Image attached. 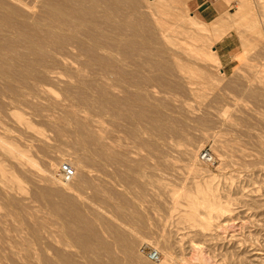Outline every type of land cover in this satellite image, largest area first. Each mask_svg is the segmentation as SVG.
Instances as JSON below:
<instances>
[{
	"label": "rangeland",
	"instance_id": "rangeland-1",
	"mask_svg": "<svg viewBox=\"0 0 264 264\" xmlns=\"http://www.w3.org/2000/svg\"><path fill=\"white\" fill-rule=\"evenodd\" d=\"M3 1L8 0H0V15L9 9ZM47 1L16 0L20 19L28 23L40 15L46 31L11 33L0 21V53L9 58L0 57V136L27 149L38 163L23 165L0 145L7 170L0 173V264H159L143 247L161 251L166 241L174 264H264V1H250L258 34L238 26L214 43L221 73L154 37L149 0L128 4L132 20H139L125 38L112 39L119 49L105 57L107 65L68 67L59 61L57 41L48 39L53 18L44 8ZM182 1L209 24L220 16L233 23L241 4ZM179 21L175 42L194 38L207 45L199 30L185 18ZM92 133L105 147L85 145ZM204 149L212 151L214 162L195 161ZM64 162L77 166L70 187L61 181ZM196 162L203 172L191 168ZM206 165L231 208L209 229L182 216L197 182L210 175ZM126 238L134 241L131 257Z\"/></svg>",
	"mask_w": 264,
	"mask_h": 264
},
{
	"label": "bare ground",
	"instance_id": "bare-ground-1",
	"mask_svg": "<svg viewBox=\"0 0 264 264\" xmlns=\"http://www.w3.org/2000/svg\"><path fill=\"white\" fill-rule=\"evenodd\" d=\"M47 1V0H46ZM131 0H48L46 2V6L48 7L49 16L53 18L51 22H46L47 26L51 28V32H47L49 41L55 42L57 41V54L59 61L64 64L68 65V67H78L76 69H79V67H84L87 69L91 67H96L104 65L106 62L104 61L105 57L107 58L108 55H111L112 52L117 51L119 49V45H113L114 38L121 39L124 36H126L129 31V26H135V21L132 20L131 12H127V6L130 4ZM232 1V0H230ZM251 0H241V4L237 12L234 14L235 20L233 23H228L224 17H218L212 24H209L207 21H204L196 14H192L188 12V9L182 0H149L146 3V7L150 8L149 11V17L152 21V31L154 37H159L163 41H167L169 44L170 42L183 48V51H185L184 55H192L201 58V60L210 62L215 65L217 68V71L221 73V60L219 58V55L214 49L215 42L223 37V35L226 33V31L229 28H235L238 26H245L248 28V30H252L254 33L257 32L258 34V20L256 19L255 12H253L252 7L250 5ZM264 1V0H263ZM25 2V1H24ZM133 2V1H132ZM228 2V1H227ZM4 5H6L9 9L7 12H4L5 14L0 15V21H4L7 25V30L11 33H24L26 32L27 28L36 27L37 30L44 29L45 26H42L43 20L39 19L38 16L35 19H32L28 23H24L20 18L23 16L19 12L17 7H19V4H17L16 0H8L1 2ZM23 3V2H22ZM45 3V2H44ZM229 3V2H228ZM135 2L132 3L134 5ZM44 5V4H43ZM136 4L134 7H138ZM155 5L153 8L152 6ZM23 7V6H22ZM20 7V8H22ZM130 7V6H129ZM141 8V7H140ZM24 9V8H23ZM32 9V8H31ZM135 9V8H133ZM137 9V8H136ZM33 10V9H32ZM43 10V9H42ZM46 10V9H45ZM139 10V9H138ZM29 11V10H28ZM141 11V10H140ZM182 11H185L182 13ZM228 10H226L227 12ZM255 11V10H254ZM21 12H25V10H22ZM33 12V11H32ZM44 12V11H43ZM47 14V13H45ZM224 14V13H223ZM226 14V13H225ZM136 15V14H135ZM46 16V15H45ZM44 16V17H45ZM48 16V15H47ZM46 16V17H47ZM134 16V15H133ZM27 17V16H26ZM36 17V16H35ZM49 17V18H50ZM132 17V18H131ZM137 17V16H136ZM46 18V19H49ZM168 18L173 19V21H169ZM185 18V22L191 24L193 27H195L197 30H199L207 39V45L199 44L196 39L193 38L191 41L181 40L180 41H174L173 33L174 32H182V27L180 23V19ZM17 19V20H16ZM23 19V18H22ZM139 20V19H138ZM144 20V19H143ZM18 21V22H17ZM48 21V20H47ZM133 21V22H132ZM135 23V24H134ZM150 23V22H149ZM41 25V26H40ZM138 25V24H137ZM1 26V25H0ZM5 27V26H3ZM48 28V27H47ZM180 31H179V29ZM34 29V30H36ZM132 31L133 28L131 27ZM39 30V32H40ZM46 31V28L44 29ZM261 30V29H259ZM4 31V30H2ZM43 31V30H42ZM37 32V33H39ZM180 32V33H181ZM59 33V39L56 40V34ZM132 33V32H131ZM139 33V32H138ZM142 33V32H141ZM140 33V35H141ZM7 34V33H6ZM35 34V33H34ZM144 34V33H143ZM8 35V34H7ZM33 35V34H32ZM129 35V34H128ZM133 35V34H132ZM130 34V36H132ZM145 35V34H144ZM177 35V34H175ZM174 35V37H175ZM135 36V35H134ZM139 36V35H137ZM29 37V36H28ZM245 37V36H244ZM125 38V37H124ZM128 38V37H127ZM131 37L130 39H132ZM191 38V37H190ZM6 39V38H5ZM156 39V38H155ZM180 40V38H178ZM182 39V38H181ZM29 40V39H28ZM36 38L34 37L30 42L35 43L34 41ZM150 40V39H149ZM252 40V39H251ZM116 41V40H114ZM120 41V40H119ZM122 41V40H121ZM127 42L129 40H126ZM132 41V40H131ZM51 42V43H52ZM152 42V39H151ZM158 43V41H155ZM161 42V41H160ZM254 42V41H253ZM252 42V43H253ZM115 43V42H114ZM119 43V42H118ZM215 43V44H214ZM243 43V42H242ZM27 44V43H26ZM126 44V43H125ZM133 44V43H131ZM165 44V43H164ZM244 44V43H243ZM28 45V44H27ZM172 45V44H171ZM247 46L250 44L247 43ZM33 46V44H32ZM40 49L43 50L42 45H37ZM51 46V45H50ZM27 47V46H26ZM131 47V45H130ZM243 47H245L243 45ZM247 48V47H246ZM10 49V48H9ZM135 49V48H134ZM140 49V48H138ZM49 50V49H48ZM3 50H0V52ZM14 51V50H13ZM121 51V50H119ZM118 51V52H119ZM137 51V50H136ZM177 51V50H176ZM182 51V50H181ZM250 51V50H249ZM132 52V51H131ZM130 52V53H131ZM135 52V51H134ZM138 52H140L138 50ZM178 52H180L178 50ZM5 53V52H4ZM3 52L0 53V57L4 58L7 57ZM9 53V52H8ZM16 53V52H15ZM14 53V54H15ZM110 53V54H109ZM122 53V52H121ZM127 53V52H126ZM137 53V52H136ZM184 53V52H182ZM187 53V54H186ZM243 53V52H242ZM14 54H10V57H12ZM116 54V53H115ZM132 54V53H131ZM181 54V53H180ZM177 54V55H180ZM120 55V52H119ZM122 55V54H121ZM120 55V56H121ZM138 55V53H137ZM142 55V54H141ZM232 55V54H231ZM241 55V53H240ZM115 56V55H114ZM131 56V55H130ZM175 56V55H174ZM190 56V55H189ZM237 56V55H236ZM109 57V56H108ZM124 57V56H123ZM122 57L121 60H124ZM133 57V56H132ZM179 57V56H178ZM196 57H193L194 59ZM235 57V56H233ZM249 58V56L247 55ZM54 58V57H53ZM113 59V55L111 57ZM120 58V57H119ZM135 58V57H134ZM197 58V59H198ZM7 59H9L7 57ZM109 59V58H108ZM111 59V60H112ZM126 59V55H125ZM243 59V58H242ZM56 60V59H55ZM107 60V59H105ZM115 60V58H114ZM119 60V59H118ZM116 60V62L118 61ZM128 60V59H127ZM132 60V58H131ZM137 60V56L136 59ZM178 61L180 59H177ZM182 60V56H181ZM125 61V60H124ZM5 62V61H4ZM42 60H38L36 65H40ZM115 62V61H114ZM126 62V61H125ZM124 62V63H125ZM132 62V61H131ZM247 62V61H246ZM109 63V62H108ZM106 63V65L108 64ZM110 63H113V61ZM118 63V62H117ZM139 63V62H138ZM148 63V62H146ZM245 63V62H244ZM8 64V63H6ZM30 64V63H29ZM96 64V65H95ZM100 64V65H99ZM184 64V63H183ZM3 65V64H2ZM31 65V64H30ZM95 65V66H94ZM132 67L134 64H131ZM148 65V64H147ZM179 65V63H178ZM223 65V64H222ZM110 65H108L109 67ZM117 66V65H116ZM126 66V65H125ZM136 66V65H135ZM145 66V65H144ZM6 67V66H5ZM9 67V66H8ZM122 67V66H121ZM131 67V66H130ZM131 67V68H132ZM138 67V66H137ZM136 67V68H137ZM180 67H182L180 65ZM98 68V67H97ZM104 68V66H103ZM101 67V69H103ZM117 68L120 69L118 66ZM135 68V67H133ZM139 68V67H138ZM75 69V68H74ZM105 69V68H104ZM103 69V71H105ZM113 69V68H112ZM123 69V68H122ZM125 69V68H124ZM141 69V68H140ZM183 69V68H182ZM185 69V68H184ZM49 70V69H48ZM81 70V69H80ZM83 70V69H82ZM110 70V69H109ZM108 70V71H109ZM129 70V69H128ZM127 70V71H128ZM133 70V69H132ZM187 71V70H186ZM107 72V70H106ZM181 72V71H180ZM192 72V71H191ZM105 73V72H104ZM111 73V72H110ZM189 73V72H188ZM193 73V72H192ZM113 74V73H112ZM180 74V73H179ZM189 75V74H188ZM192 75V74H191ZM190 75V76H191ZM189 76V77H190ZM192 77V76H191ZM190 77V78H191ZM94 78V77H93ZM189 78V80H190ZM11 80V77H10ZM28 81V80H27ZM42 81V80H41ZM90 82V81H89ZM131 82V81H130ZM135 83V82H134ZM194 82H192L193 84ZM195 84V83H194ZM137 86V85H136ZM191 89V88H190ZM255 89V88H254ZM256 90V89H255ZM259 90V89H258ZM257 90V91H258ZM262 91V90H261ZM264 92V89H263ZM252 93V92H251ZM33 94V93H32ZM256 95V94H255ZM263 95V94H262ZM234 99V98H233ZM260 102V101H259ZM258 102L257 109H260V103ZM218 107V106H217ZM224 107V106H222ZM226 107V106H225ZM229 107V106H228ZM221 108V107H220ZM227 107L222 110V112L225 114L227 113ZM219 110V109H217ZM230 110V109H228ZM152 111V110H151ZM261 111L262 110L261 108ZM259 111V112H261ZM170 113V112H169ZM257 113V111H256ZM146 114V113H144ZM165 114V113H164ZM147 115V114H146ZM229 114L227 113V116ZM264 115V112H263ZM21 116V115H20ZM225 116V115H224ZM142 117V116H141ZM22 119V116L20 117ZM228 118V117H227ZM83 119V118H82ZM148 119V118H147ZM23 120V119H22ZM151 120V119H150ZM133 121V120H132ZM149 121V120H148ZM164 121V120H163ZM157 123V122H156ZM159 123V122H158ZM29 124V123H28ZM153 124V123H152ZM151 124V125H152ZM145 125V124H144ZM247 126V125H246ZM145 128V127H144ZM143 129V128H142ZM152 129V128H151ZM145 130V129H144ZM154 131H156L154 129ZM148 132V131H147ZM157 132V131H156ZM229 132V131H228ZM148 134V133H147ZM145 135V134H144ZM149 135H151L149 133ZM157 135V134H156ZM89 138L88 140L85 139L84 143L86 146L93 147L94 145L99 147H105V144L102 142L103 140L99 135L95 134H88ZM87 136H82L87 138ZM159 137V136H158ZM77 138V137H76ZM82 139V138H81ZM90 139V140H89ZM152 139V138H151ZM137 140V139H136ZM141 140V139H140ZM149 142V141H148ZM81 143V142H80ZM83 143V141H82ZM0 145L1 147L5 148L6 151L11 154L12 156L18 158L21 160L22 164H31L38 166V163L35 161V159L29 155L27 149L21 147L19 144L9 141L5 139L4 137L0 136ZM82 145V144H81ZM95 147V146H94ZM86 149H88L86 147ZM85 149V150H86ZM150 151V150H149ZM194 151V150H192ZM88 152V151H87ZM191 152V151H190ZM263 152V151H262ZM91 153V152H90ZM92 153L95 154V151ZM194 153V152H193ZM195 154V153H194ZM193 155V154H192ZM220 156V155H219ZM200 155L198 156V153H196V160L198 162H204L202 159H200ZM108 160V159H107ZM194 163L191 168H193L195 171L203 172V168L201 165H198ZM73 162H71L72 164ZM210 164V163H209ZM200 166V167H199ZM207 166V165H206ZM212 166V165H211ZM221 166V165H220ZM218 166V168H220ZM77 168V166L75 165ZM205 167V166H204ZM205 170H210V168L205 167ZM204 170V171H205ZM216 170V168H215ZM0 173L2 175L7 174L6 168L3 166V164L0 162ZM205 173V172H204ZM207 173V172H206ZM62 174V173H61ZM201 174V173H200ZM205 175V174H204ZM77 176V173L75 177ZM10 177V176H9ZM74 177V179H75ZM216 178V174L214 173L213 169L210 172V175L204 179L203 182H197V189L195 192V195L189 197V203H188V209H186V212L182 215L184 219L189 221L191 224L199 225L204 229H209L213 225V220L215 218H219L225 211H229L231 208L229 207L228 203H225L222 201L218 188L215 186L213 179ZM16 179V178H15ZM73 179V180H74ZM64 181L61 179L63 185L70 187L72 186V181ZM108 194V193H106ZM110 194V193H109ZM90 202V201H89ZM122 209V208H121ZM202 209L205 210V212H201ZM106 211V210H105ZM123 211V210H122ZM27 212V211H26ZM154 213V212H153ZM156 213V212H155ZM145 214V213H144ZM151 214V213H150ZM105 215V214H104ZM156 215V214H155ZM132 216V215H131ZM148 216V213H147ZM130 217V216H129ZM149 217V216H148ZM151 217V216H150ZM147 218V217H146ZM148 220V219H147ZM151 220V219H150ZM149 220V221H150ZM131 221V220H129ZM110 222V221H109ZM129 223V222H128ZM134 223V222H133ZM151 223V221H150ZM102 224V223H101ZM154 224V223H153ZM238 225V224H237ZM103 227V226H102ZM107 227V226H106ZM127 227V226H126ZM239 227V226H238ZM150 228V227H149ZM235 228V227H234ZM237 228V227H236ZM262 228V227H261ZM135 229V228H134ZM132 230V229H131ZM260 230V229H259ZM51 232V231H50ZM104 232V230H103ZM203 232V231H202ZM106 235V234H105ZM189 235V234H188ZM262 235V234H261ZM193 236V235H192ZM125 237V236H124ZM134 238V237H133ZM126 244L124 249L128 250V255H132L134 245L132 240H129L128 238L125 239ZM124 240V243H125ZM166 241V240H165ZM88 245V244H87ZM120 245V244H119ZM89 246V245H88ZM121 247V246H120ZM134 247V246H133ZM195 248V247H194ZM93 249V248H92ZM118 249V248H116ZM193 249V248H192ZM86 250H89V247H86ZM160 250V249H159ZM205 250V249H204ZM46 251V250H45ZM94 251V250H93ZM194 251V250H193ZM91 252V251H90ZM161 257L160 260L157 261L159 264H174V251L173 247L170 244V242H165L164 248H161ZM113 253V252H112ZM125 253V252H124ZM93 254V252H92ZM95 254V253H94ZM93 254V255H94ZM115 254V253H114ZM119 254V253H116ZM115 254V255H116ZM194 254V253H193ZM197 253H195L196 255ZM90 255V254H88ZM163 255V256H162ZM96 256H98L96 254ZM101 256V255H100ZM197 256L201 257L198 253ZM206 256V255H205ZM117 257L120 258L118 255ZM131 257V256H130ZM191 257V256H190ZM98 258V257H97ZM100 258V257H99ZM127 256L124 258L126 259ZM103 259V258H102ZM195 259V258H194ZM213 259V258H212ZM93 260V259H92ZM95 260V259H94ZM121 260V258H120ZM119 260V261H120ZM197 260V258H196ZM207 260V259H206ZM122 261V260H121ZM213 261V260H212ZM95 263V262H94ZM123 263V262H122ZM48 264V263H47ZM99 264V262H98ZM116 264V263H115ZM204 264H208L205 262ZM210 264V262H209Z\"/></svg>",
	"mask_w": 264,
	"mask_h": 264
},
{
	"label": "built area",
	"instance_id": "built-area-1",
	"mask_svg": "<svg viewBox=\"0 0 264 264\" xmlns=\"http://www.w3.org/2000/svg\"><path fill=\"white\" fill-rule=\"evenodd\" d=\"M201 159L206 163H212L215 161V156L211 150L204 149L201 154ZM61 173V178L64 181H71L76 175V169L69 162H64L61 166ZM143 251L151 261L157 262L160 260L161 254L156 248H147L146 246H144Z\"/></svg>",
	"mask_w": 264,
	"mask_h": 264
},
{
	"label": "crops",
	"instance_id": "crops-1",
	"mask_svg": "<svg viewBox=\"0 0 264 264\" xmlns=\"http://www.w3.org/2000/svg\"><path fill=\"white\" fill-rule=\"evenodd\" d=\"M207 2V0L206 1H204V2H202L201 3V5L200 6H202L204 3H206ZM211 7H209V9H210ZM209 9L208 10H204V12H206V13H210L212 10H210V12H209ZM218 18V17H217Z\"/></svg>",
	"mask_w": 264,
	"mask_h": 264
}]
</instances>
